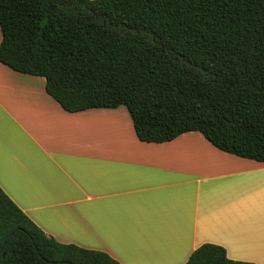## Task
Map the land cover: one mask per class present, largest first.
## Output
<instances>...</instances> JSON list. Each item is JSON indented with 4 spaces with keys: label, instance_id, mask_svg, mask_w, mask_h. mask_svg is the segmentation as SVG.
Returning <instances> with one entry per match:
<instances>
[{
    "label": "trees",
    "instance_id": "1",
    "mask_svg": "<svg viewBox=\"0 0 264 264\" xmlns=\"http://www.w3.org/2000/svg\"><path fill=\"white\" fill-rule=\"evenodd\" d=\"M0 63L68 112L124 106L136 137L197 131L264 162V0H0ZM0 264H121L46 234L0 188ZM183 264H254L205 242Z\"/></svg>",
    "mask_w": 264,
    "mask_h": 264
},
{
    "label": "crops",
    "instance_id": "2",
    "mask_svg": "<svg viewBox=\"0 0 264 264\" xmlns=\"http://www.w3.org/2000/svg\"><path fill=\"white\" fill-rule=\"evenodd\" d=\"M0 63V188L46 234L121 264H183L205 242L264 264V162L197 131L145 142L124 106L68 112Z\"/></svg>",
    "mask_w": 264,
    "mask_h": 264
},
{
    "label": "rangeland",
    "instance_id": "3",
    "mask_svg": "<svg viewBox=\"0 0 264 264\" xmlns=\"http://www.w3.org/2000/svg\"><path fill=\"white\" fill-rule=\"evenodd\" d=\"M0 38H1V34H0Z\"/></svg>",
    "mask_w": 264,
    "mask_h": 264
}]
</instances>
